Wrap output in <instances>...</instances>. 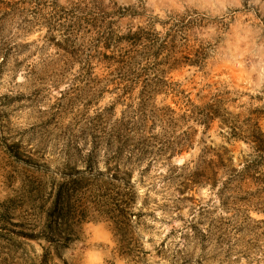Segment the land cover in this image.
<instances>
[{
    "label": "rangeland",
    "instance_id": "1",
    "mask_svg": "<svg viewBox=\"0 0 264 264\" xmlns=\"http://www.w3.org/2000/svg\"><path fill=\"white\" fill-rule=\"evenodd\" d=\"M138 28L163 44L159 57L147 60L124 40ZM146 83L163 86L153 105L179 116L187 100L219 102L232 125L258 124L254 141L264 147V0H0V264H264V161L253 164V138L233 137L220 119H178L166 133L147 130L154 154L131 157L136 147L117 128ZM160 142L179 143L177 154L158 156ZM121 147L124 167L145 182L140 193L152 187L132 254L95 216L67 244L47 242L52 187L83 171L90 151L104 170ZM223 154L240 175L221 171L216 187L190 183L188 171L159 176Z\"/></svg>",
    "mask_w": 264,
    "mask_h": 264
},
{
    "label": "trees",
    "instance_id": "2",
    "mask_svg": "<svg viewBox=\"0 0 264 264\" xmlns=\"http://www.w3.org/2000/svg\"><path fill=\"white\" fill-rule=\"evenodd\" d=\"M122 17L126 16L123 15ZM124 40H127L132 47L142 46V56L146 57L147 60H154L155 57H159L163 47V44H158V40L150 39L144 28L129 32ZM200 60V57L196 54L194 60L189 59V64L191 66L198 65ZM119 71H122L127 78H137L140 75L129 68H122ZM166 84L168 83L164 82L163 86H166ZM163 86L161 84L146 83L142 93H140L141 99L131 113L133 117L127 119L125 123L120 122L118 125L117 132L123 133L126 142L136 147L130 152L131 157H137L141 160L145 156L149 157L154 154L155 145L149 147L150 140L145 137L148 129L160 127L163 133H166L169 127L173 129L177 125L175 122L178 119L193 118L203 125H209L215 119H220L222 126H228L230 134L238 139L247 140L246 137H242V134L247 132L250 134V138H253L249 139V144L254 146L251 148L257 154L253 164L264 161V147H259L257 141H254L256 134L263 136L258 124L255 125L253 131L241 130L240 127L232 125L230 120L221 117L223 116L221 108L219 102L216 101L212 105L198 108L194 107L193 104H189L190 102L187 100L185 103L186 110H184L182 116H179L175 110L169 107L156 108L153 105V100L155 94L159 93ZM129 89L132 90L133 87ZM172 91L174 90L172 89ZM130 109L132 110V105ZM136 137H140L138 141H142L143 146L134 144ZM127 143H124L126 147L129 146ZM159 145L158 156L163 157L166 152H170V156L173 157L177 154L176 146L180 144L160 142ZM191 145V141L183 143L179 152L186 150L185 148ZM123 154L122 147L117 149L106 158L105 169L98 170L93 168L98 162L95 158L96 154L94 151H90L87 154V161L90 164H87L83 171L71 170L65 173L60 182L52 187L50 205L45 213L44 232L48 235L45 239L47 242H54V238H58L61 242L67 244L66 242L71 241L75 236L77 227L95 216L109 222L115 237L118 239L121 252H124L126 256L132 254L130 252H132V248L136 243L133 229L135 225L141 222V217L144 215L143 207L147 206L152 187L147 188L144 193H140L139 190L145 182L142 179L139 181L133 180L135 167H124L126 166L125 163L121 162ZM217 158L218 162L213 160L209 163L200 162L201 164H197L193 169L186 164L181 167H174L169 169L167 175L160 174L159 176L170 180L186 176L188 171V181L190 183L202 184L201 180L204 179L211 184V187H216L219 183V173L221 171L226 175L230 173V177L240 175L238 170L230 169L231 159L225 157V154L223 156L217 155ZM245 169H249V166ZM139 199L143 200V204L137 207Z\"/></svg>",
    "mask_w": 264,
    "mask_h": 264
}]
</instances>
